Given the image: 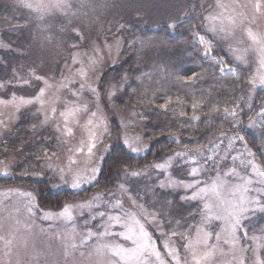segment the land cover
I'll use <instances>...</instances> for the list:
<instances>
[{
	"label": "rangeland",
	"instance_id": "obj_1",
	"mask_svg": "<svg viewBox=\"0 0 264 264\" xmlns=\"http://www.w3.org/2000/svg\"><path fill=\"white\" fill-rule=\"evenodd\" d=\"M188 1L68 0L70 7L64 10L53 9L41 13L24 7L19 0H0V6L7 7L10 12H14L23 20L20 24L12 27L0 26V44L7 45V47H0V85H3L0 87V99L10 100L15 94L17 102H19L20 97L35 98L41 88L46 89L43 105L34 101L32 104H21L17 111L14 106L0 104V120H4L7 124L6 129L0 127V148L13 133L22 113L34 115L37 129H49L54 141L51 150L42 149V153L38 157L36 172L32 174V178L49 183L50 189L54 191L74 193L60 196L57 202L52 205H44L40 203L37 192L32 186L19 184L15 180L0 185V236H3L5 240H12L10 246H6L4 241L0 240V261L3 264H96L98 259L94 253L96 245L122 242L118 237H106L102 240L93 237L87 246L75 249L70 245L73 242L79 245L82 236L87 234L89 228L94 232L97 229L100 232L105 230L101 225L107 222V215L102 220L99 213L122 215L121 209L109 208V205L115 204L117 200L123 204V210L139 211L138 206L142 205L146 213L155 214L156 223L149 228V231L159 237L157 248L161 252L164 264H170L171 257L164 249V241L170 240L172 246L179 250L182 257L188 256V252L182 245L188 243L189 239H195L197 227L212 232L210 243L215 244L214 234L221 232L222 225L219 221H213L211 226L201 224V216L198 212L196 219L192 220L193 222L189 220L171 228L172 230L168 229L159 202L153 192L154 189L172 190L179 194L182 201L185 203L194 202L199 209L203 206L201 201L182 199V197L192 195L193 190L181 186V182L183 184L192 183L193 178L189 173L193 168L200 170L196 178L207 183H211L212 179L216 177L217 171L223 174L235 169L241 176H248L253 180L252 188L260 187L257 183L260 177L247 162H254L258 166V171H264V164L258 160L244 139L245 131L252 132L260 152L264 155V96L257 97L258 91L264 90V86L258 83V78L264 74V68L260 67L256 54L244 51L250 46L259 47L252 45L245 34V28L250 26L254 32L264 36V6L257 13L255 11L256 0H240L241 4L246 5L244 11L253 22L251 25L245 24L227 36L219 32L214 36L209 31L213 21L205 20V16H217L223 11L217 7V0H212L204 13V32L196 36L203 54L207 57L219 56L221 68L225 72H236L237 67L248 69L247 94L242 102L234 106L230 112L231 114L233 111L235 112V115H232L233 124L241 125L243 131L225 133L207 146L196 148V151L193 152L184 149L174 150L163 159L153 162L147 167L128 168L127 172L124 171L120 182L105 189L95 188L91 193L83 191L89 185L72 189L70 177L67 184L60 180L61 168L67 171L71 167L73 171H76L91 166L88 163L86 146L90 131L97 133L96 151H98V155L96 159L102 163L100 156L103 155L104 158L108 152H105L104 149L107 147L109 150L110 148V115L116 117L121 142L126 138L132 140L138 138V146L148 145L142 152L132 154H142L149 148V141L144 135V122L138 111L133 106L118 108L116 105V99L120 97L128 83L127 73L124 72L121 80L116 82L112 81V73L108 70L119 61V55L125 42L123 30L129 24L140 20L149 27L161 24L175 26L187 15ZM30 2L35 3L36 0H30ZM220 2L231 5L233 0H220ZM227 14L224 13V15ZM225 23L227 22L225 21ZM200 37L205 38L204 42H201ZM108 46H111L110 54ZM94 49H102L103 58L92 69L89 68V58L93 57ZM221 53L226 55L227 63L223 57V60L219 59ZM237 55L243 56L247 63L236 60ZM74 57L78 61L75 65L73 64ZM82 65L89 68L90 75L87 82L76 74ZM69 80H73L75 83L69 84ZM81 83L85 84L82 91L80 90ZM89 83L97 89V92L94 93L90 90ZM62 84H69L68 89L61 88ZM73 91H77L78 96H72ZM109 93L112 95L110 96ZM257 98L258 101H256ZM66 103L67 107L79 106L83 109L87 105L88 109L87 112L81 111L78 124L75 121L69 122V126L73 128L71 135L64 134V120L60 116ZM53 108L57 109L55 113L52 111ZM91 112L97 113V118H94L93 121L94 124L98 122V119H103L104 124L98 128L88 126L87 120ZM198 119L194 121H198ZM237 136L243 137V139H236ZM230 139L231 145L229 144ZM82 143L84 144L83 153L76 152ZM24 149L25 146L17 150L0 151V172L7 168L10 173L7 177H0L17 176L14 170L21 163V152ZM178 152H187L188 155L177 157L175 154ZM208 156H212L214 161L219 162L218 167H213L212 162L205 164ZM222 157L225 158L221 159ZM233 157L236 159L234 160ZM70 158L76 163L70 165ZM169 158H171V162L165 168L153 167L155 164L165 163ZM241 161L244 163L242 164ZM132 172L140 174L133 176ZM228 179L232 183L237 182L234 176ZM121 185H123V189ZM8 189H13V191H8ZM26 192H31L35 197V206L31 213L27 208L31 198L21 195ZM252 195L257 194L253 192ZM94 197L96 199L93 201L92 207L72 209L73 219L71 222L56 216L45 218V213H59L66 203L77 205L93 200ZM133 200L137 207L132 205ZM258 214L260 212L251 215V218ZM86 224L87 227H85ZM109 231L118 233L123 231V228L114 224ZM161 232L168 235H160ZM172 232H176L178 235L171 236ZM188 232H191L190 238L187 237ZM244 232L247 233L248 239L242 240L236 246L235 255L237 258L241 255L247 256L250 261L252 249L262 252L261 245L264 244V234L251 231L245 223L240 233L241 237ZM179 233H185V238H181ZM252 237L257 239H252ZM222 247L228 254L225 256L217 254L214 264H226L232 258V253L229 251L230 246L222 245ZM66 251L67 256L65 255ZM197 251L198 254H201L203 249L199 248ZM171 264H174V261H171Z\"/></svg>",
	"mask_w": 264,
	"mask_h": 264
},
{
	"label": "trees",
	"instance_id": "obj_2",
	"mask_svg": "<svg viewBox=\"0 0 264 264\" xmlns=\"http://www.w3.org/2000/svg\"><path fill=\"white\" fill-rule=\"evenodd\" d=\"M211 2L189 0L187 15L174 27L165 24L149 27L135 20L123 30L125 42L119 61L108 72L112 73V81L116 82L121 80L124 72L127 73L128 83L116 99V105L118 108L133 106L138 111L144 122V135L149 141V148L139 155L129 152L120 141L116 117L110 115V148L102 160L98 182L85 187L84 192L91 193L95 188L105 189L120 182L125 173L124 164L128 168L147 167L174 150L193 152L222 136V132L237 133L241 130V125L233 124L230 112L247 94L248 69L237 67L236 72L221 71L219 56H205L196 39L204 32V13ZM22 21L7 7L0 6V26L12 27ZM220 55L219 59L226 58L225 54ZM193 73L197 76L189 81L187 78ZM262 95L264 90H259L257 97ZM169 100L171 103L167 108L161 107ZM193 103H200V107L194 110ZM225 108L228 113H225ZM193 115L198 116V121L192 119ZM36 126L34 115L22 113L13 133L1 145V152L23 146L25 149L21 152V163L14 170L17 176L0 177V185L15 180L32 186L40 203L52 205L60 196L74 193L54 191L49 183L32 178L42 149L51 150L54 141L49 129H37ZM244 133L249 148L264 164V155L255 136L249 131ZM153 192L168 229L196 219V203H185L172 190L156 188ZM245 225L251 231L264 234V213L250 218Z\"/></svg>",
	"mask_w": 264,
	"mask_h": 264
},
{
	"label": "snow or ice",
	"instance_id": "obj_3",
	"mask_svg": "<svg viewBox=\"0 0 264 264\" xmlns=\"http://www.w3.org/2000/svg\"><path fill=\"white\" fill-rule=\"evenodd\" d=\"M19 2L29 9H33L38 12H46L51 11L53 9L56 10H64L70 5L68 4V0H36L35 3L30 2V0H19ZM262 6H264V0H256L255 2V11L259 13L261 11ZM217 7L223 9L220 15L217 16H205V20H212L213 24L209 31H211L214 36L219 33H223L225 36L234 33L239 28L243 27L245 24L251 25L253 20L249 19L248 14L244 11L246 5L241 4L240 0H233L231 5L222 4L220 0H217ZM224 13H228L224 15ZM254 19V18H253ZM225 21L227 23H225ZM218 22V23H217ZM169 27H174V25H169ZM245 34L252 42V45H258V48L249 47L245 49V53H254L258 57L259 65L261 68H264V36L259 35L254 32L253 29L249 26L245 28ZM201 42H204L205 38L200 37ZM0 47H7V45L0 44ZM210 47V42H209ZM109 54L111 52V46H108ZM236 51V50H233ZM93 57L89 58V68L94 69L95 65L98 61L103 58V50L102 49H94ZM238 61L244 60L243 56L237 55L235 57ZM78 61L73 58V64L75 65ZM223 63V61H221ZM89 68L84 67L83 65L77 70V75L84 80L85 82L89 79ZM223 71V69H221ZM234 71V70H233ZM197 76L196 73H193L187 79L189 81L193 80ZM37 79H40L37 77ZM27 83V81H25ZM73 80H69V84H74ZM258 83L261 86H264V74H261L258 78ZM69 84H62L61 88L64 90L68 89ZM3 85H0L2 87ZM255 86V83H254ZM85 87L84 83H81L80 90L82 91ZM88 87L92 92H97L96 88H93L91 84H88ZM45 88H41L40 92L37 94L35 98L25 99L23 97L19 98V102H17V98L15 94H13V98L10 100H2L0 99V104L5 106H14L16 110H19V106L21 104H32L34 101L39 102L41 105L44 104L43 96L45 95ZM77 91H73L71 93L72 96H78ZM111 96L112 93H109ZM179 99V98H178ZM182 102V101H181ZM171 101H166L165 104L161 105L163 108H167ZM251 106V105H250ZM200 107V103H193L192 108L195 110ZM56 108H53V113L56 112ZM81 111L87 112V105L81 109L79 106L67 107V103L65 105L64 111L60 112V116L63 117L64 120V134L71 135L73 133V128L69 126L70 121H75L77 124L79 123V114ZM225 113H228V109H224ZM183 115V113H181ZM232 115H235V112H232ZM94 118H97L96 112H91L89 119L87 120V125L91 126V128H98L100 125L104 124L103 119H98L97 123H93ZM192 119H198L196 115L192 116ZM47 120V117H46ZM0 127L7 128V124L4 120H0ZM59 130V127H58ZM107 131V129H105ZM221 135H225V133H221ZM236 139L242 140L243 137L237 136ZM98 143L97 133L95 131L89 132V139L86 142L87 146V154H88V163L91 166H86L83 170L73 171L71 167L67 171L65 169H60V180L65 184L68 183L69 177L71 178L70 187L72 189H79L82 185H91L93 183L98 182V173L102 171L101 163L96 159L98 155V151H96V145ZM125 148L131 153H140L144 150V148L148 147V145L138 146V138L136 140L132 139H123L122 141ZM232 141L229 140V144L231 145ZM84 144L82 143L79 148L76 149V152L83 153ZM105 152L108 151L106 147L104 149ZM199 152V150H197ZM251 154V153H250ZM177 157H183L188 155L187 152H178L175 154ZM222 157L221 159H224ZM235 160L236 158L233 157ZM100 160H103V155L100 156ZM171 162V158H169L165 163L155 164L153 167L156 168H165L167 164ZM212 162L213 167H218L219 162L214 161L212 156L206 157L205 164ZM70 165L75 164L76 161L70 158ZM119 163V161H118ZM243 164L244 161H241ZM251 164L253 171L260 177L257 183L260 185L258 188H252L253 180L248 176H241L236 172L235 169L230 170L229 172H225L221 174L217 171V175L214 179H212L211 183H207L205 181H200L197 179V175L199 174L198 169L193 168L189 175L192 176V183L183 184L181 182V186L192 189V195L189 197H182V199H189L193 201H201L202 208L198 209V212L201 216V224L205 226H211L213 221L221 222V232H216L215 240L216 243H210V239L213 236L212 232H207L202 227L196 228V237L195 239H189L188 243L182 245V247L188 252V256H181L179 250L174 248L170 243V240H166L163 242L164 249L167 252V255L171 257V261H174V264H214L215 259L217 258V254L220 256H225L228 253H225L222 245H229V251L232 253L231 260L227 261L226 264H264V253L260 252L257 249H252V259L249 261L247 256H237L236 246L241 243L242 240L248 239L247 233L244 232L241 237L240 233L243 230L244 223L251 218V215H255L257 212L264 213V171H258V166L252 162H247ZM124 170L127 172L128 165H122ZM51 168V165H49ZM139 172H132L131 175L136 176L139 175ZM10 173L7 168L4 171L0 172V176H9ZM236 177L237 182L232 183L229 177ZM204 185L203 187L201 185ZM163 186V185H161ZM123 189V185H121ZM8 191H13V189H8ZM255 192L257 195L253 196L252 193ZM21 195L25 197H30L28 203V211L32 212L35 201V197H33L31 192L21 193ZM93 200L86 201L84 203H80L77 205L73 204H64L63 209L59 213H45V218H50L52 216H56L58 218H63L66 221L71 222L73 219L72 209L73 208H85L92 207ZM132 205H135V201H132ZM139 211H126L123 210V204L121 201L117 200L115 204L109 205L111 209H121L122 215H109L107 212L99 213V217L103 220L107 215V222L101 227L105 230L100 232L99 229L97 231H92L89 228V231L86 235H83L80 244L71 243L70 247L73 249L77 247L87 246L90 239L95 237L97 240H102L106 237H118L122 242L116 243H101L97 244L94 253L98 257L96 264H164V261L161 257V252L157 248V240L158 236H154V233L149 231V228L152 227L156 223L155 214H148L143 210V206L140 205ZM151 216V218H149ZM179 223V222H177ZM119 225L123 228V231L118 233L110 232L109 229L112 225ZM88 225L86 224L85 227ZM74 231V229H73ZM160 235H168L167 233L161 232ZM178 235L176 232H172L171 236ZM181 238H185V233H179ZM187 237H191V232L187 233ZM252 239H257L256 237H252ZM0 240H3L6 246H10L12 244L11 239L5 240L3 236H0ZM67 247V246H66ZM264 247V245H261ZM202 248L203 251L201 254H198V249ZM7 255V253H6ZM67 256V251L65 252ZM92 255V253H90ZM190 257V259H189ZM154 258V259H153ZM170 261V264H171ZM0 264H3L0 261Z\"/></svg>",
	"mask_w": 264,
	"mask_h": 264
}]
</instances>
